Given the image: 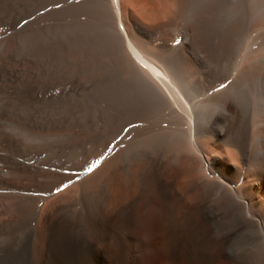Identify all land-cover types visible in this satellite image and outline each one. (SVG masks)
Returning <instances> with one entry per match:
<instances>
[{"label":"bare ground","instance_id":"6f19581e","mask_svg":"<svg viewBox=\"0 0 264 264\" xmlns=\"http://www.w3.org/2000/svg\"><path fill=\"white\" fill-rule=\"evenodd\" d=\"M132 258L264 264V0H0V264Z\"/></svg>","mask_w":264,"mask_h":264},{"label":"rangeland","instance_id":"374dc122","mask_svg":"<svg viewBox=\"0 0 264 264\" xmlns=\"http://www.w3.org/2000/svg\"><path fill=\"white\" fill-rule=\"evenodd\" d=\"M88 160H89V159H88ZM88 160H87V161H88ZM87 161H85L84 166L89 165V163H87ZM68 172H70V174H76V173H77L76 175H78V176H79V173H80V171H79V172H78V171H77V172H74V171H58V173H63V174H64V173H68ZM78 176H75L74 179L76 180ZM68 182H69V181L64 180V183H65V184H68ZM65 184L60 185V188H61V187L63 188V187L65 186ZM243 240H244V241H243ZM242 242H243V243H242ZM239 244H241V246H243L244 244H245V245L241 248V246H240ZM235 245L238 246V249H239V247H240V250L243 251V249H245V250L247 249V248H245V247H247L248 244H247V241L243 238V239L240 240V241L238 240V244H237V241H236ZM131 256H135V255H134V254H133V255H130V257H128V259H130ZM196 260L199 261V258L195 259V261H196ZM136 261H137L136 258H132V260H131V264H135ZM198 261H196V263H197ZM154 264H161V262H160V260H158V261L156 260V262H155Z\"/></svg>","mask_w":264,"mask_h":264},{"label":"snow or ice","instance_id":"6c2138e0","mask_svg":"<svg viewBox=\"0 0 264 264\" xmlns=\"http://www.w3.org/2000/svg\"><path fill=\"white\" fill-rule=\"evenodd\" d=\"M99 162H100V161H95V162L92 164L91 167H88V168L86 169V171H87V172H91V171L93 170V168H94L97 164H99Z\"/></svg>","mask_w":264,"mask_h":264}]
</instances>
